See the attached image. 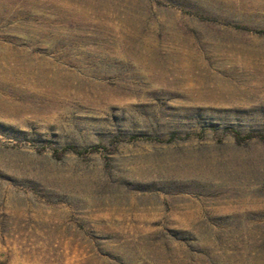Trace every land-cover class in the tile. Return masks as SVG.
<instances>
[{
  "label": "rangeland",
  "instance_id": "1",
  "mask_svg": "<svg viewBox=\"0 0 264 264\" xmlns=\"http://www.w3.org/2000/svg\"><path fill=\"white\" fill-rule=\"evenodd\" d=\"M264 0H0V264H264Z\"/></svg>",
  "mask_w": 264,
  "mask_h": 264
},
{
  "label": "trees",
  "instance_id": "2",
  "mask_svg": "<svg viewBox=\"0 0 264 264\" xmlns=\"http://www.w3.org/2000/svg\"><path fill=\"white\" fill-rule=\"evenodd\" d=\"M264 139V138H263Z\"/></svg>",
  "mask_w": 264,
  "mask_h": 264
}]
</instances>
